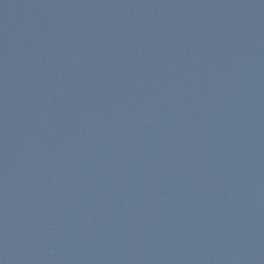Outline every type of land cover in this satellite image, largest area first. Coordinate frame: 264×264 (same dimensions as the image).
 Returning a JSON list of instances; mask_svg holds the SVG:
<instances>
[{"label":"water","instance_id":"obj_1","mask_svg":"<svg viewBox=\"0 0 264 264\" xmlns=\"http://www.w3.org/2000/svg\"><path fill=\"white\" fill-rule=\"evenodd\" d=\"M0 264H264V0H0Z\"/></svg>","mask_w":264,"mask_h":264}]
</instances>
